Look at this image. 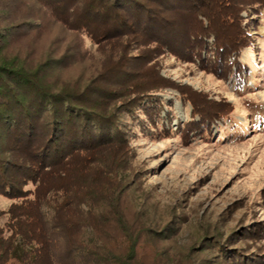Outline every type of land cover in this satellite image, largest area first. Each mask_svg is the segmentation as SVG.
I'll use <instances>...</instances> for the list:
<instances>
[{"label": "trees", "instance_id": "trees-1", "mask_svg": "<svg viewBox=\"0 0 264 264\" xmlns=\"http://www.w3.org/2000/svg\"><path fill=\"white\" fill-rule=\"evenodd\" d=\"M7 1L0 0V194L11 202L1 210L0 264H141L143 228L135 232L118 204L131 179L112 178L133 130L123 117L143 131L169 134L158 125L171 120L168 111L160 115L171 100L156 93L175 88L191 106L179 126L183 137L210 135L234 104L163 77L156 61L169 53L240 86L250 71L242 52L258 50L264 0H31L35 12L18 22ZM41 15L86 34L99 50L108 46L104 66L59 80L54 71L66 52L36 61L7 52L16 26L35 30ZM145 230L163 239L177 227L171 220ZM229 235L215 259L196 264H260L263 256L232 248L236 235ZM220 238L206 235L200 251Z\"/></svg>", "mask_w": 264, "mask_h": 264}, {"label": "rangeland", "instance_id": "rangeland-1", "mask_svg": "<svg viewBox=\"0 0 264 264\" xmlns=\"http://www.w3.org/2000/svg\"><path fill=\"white\" fill-rule=\"evenodd\" d=\"M6 7L9 18L17 22L36 9L31 0L7 1ZM256 33L258 50L244 49L241 55L250 71L240 86L231 78L224 80L201 69L197 62H185L169 53L156 61L163 77L204 92L208 98H226L234 104L230 118L214 123L210 135L183 137L179 126L190 119L191 106L182 102L175 88L156 93L171 100V106L165 104L160 114L168 111L171 120L163 119L158 125L162 128L163 122L169 134L143 131L130 115L123 117L133 130L122 168L112 178L131 179L120 192L118 204L135 232L143 228L137 257L141 264H196L203 256L215 259L230 233L236 235L232 248L264 257V12ZM10 38L7 52L31 61L66 52L54 71L59 80L75 81L78 75L95 73L106 63L109 50L108 46L99 50L86 34L71 31L48 15H41L32 31L19 24ZM140 119L145 120L141 113ZM10 202L0 194V224L6 220L1 210ZM171 220L177 230L169 238L145 230H158ZM243 230L246 234L240 235ZM111 232L120 235L115 227ZM206 235L212 240L220 235L219 244L200 251ZM259 261L264 264V259Z\"/></svg>", "mask_w": 264, "mask_h": 264}]
</instances>
